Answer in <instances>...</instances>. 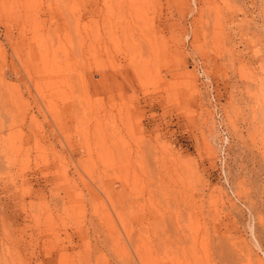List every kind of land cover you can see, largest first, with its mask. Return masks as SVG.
Here are the masks:
<instances>
[{
  "label": "rangeland",
  "instance_id": "rangeland-1",
  "mask_svg": "<svg viewBox=\"0 0 264 264\" xmlns=\"http://www.w3.org/2000/svg\"><path fill=\"white\" fill-rule=\"evenodd\" d=\"M0 264H264V0H0Z\"/></svg>",
  "mask_w": 264,
  "mask_h": 264
}]
</instances>
